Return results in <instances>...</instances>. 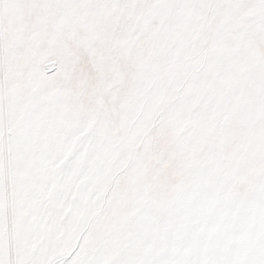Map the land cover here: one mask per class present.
Wrapping results in <instances>:
<instances>
[{"label":"snow or ice","instance_id":"obj_1","mask_svg":"<svg viewBox=\"0 0 264 264\" xmlns=\"http://www.w3.org/2000/svg\"><path fill=\"white\" fill-rule=\"evenodd\" d=\"M0 264H264V0H0Z\"/></svg>","mask_w":264,"mask_h":264}]
</instances>
